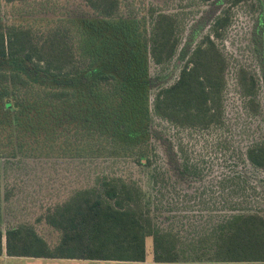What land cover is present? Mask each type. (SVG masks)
<instances>
[{
	"label": "rangeland",
	"instance_id": "374dc122",
	"mask_svg": "<svg viewBox=\"0 0 264 264\" xmlns=\"http://www.w3.org/2000/svg\"><path fill=\"white\" fill-rule=\"evenodd\" d=\"M117 1L115 15L105 18L83 0H0L1 27L29 29L39 46L40 36L49 39L63 28L61 36L88 66L77 77L52 78L22 58H0V71H17L29 83L0 86V121L2 114H14L2 109L4 100L33 119V127L18 130L12 117L13 125L0 123L2 233L28 225L54 245L59 234L44 222L46 211L93 186L97 176L135 182L159 227L184 245L204 238L224 217H264V170L246 157L249 147L264 143V0ZM159 14L168 16L177 41L164 65L153 63L145 40ZM220 16L226 25L213 36ZM206 35L225 58L224 84L214 103L220 116L210 126L177 127L153 113L154 97L177 80ZM99 72L113 78L99 82ZM59 89L70 95L56 102L42 97ZM140 156L148 163L138 164ZM145 251L142 263H95L151 264V237ZM66 263L0 256V264Z\"/></svg>",
	"mask_w": 264,
	"mask_h": 264
},
{
	"label": "trees",
	"instance_id": "16d2710c",
	"mask_svg": "<svg viewBox=\"0 0 264 264\" xmlns=\"http://www.w3.org/2000/svg\"><path fill=\"white\" fill-rule=\"evenodd\" d=\"M83 1L105 18L114 16L118 5L117 0ZM225 21L222 16L215 19L213 36H218ZM63 33L65 29L58 28L49 39L40 36L39 46L40 40H34L29 29L0 26V58H22L34 71L52 78L77 77L88 66L76 56L71 42L61 36ZM173 34L168 16L159 14L151 27V38H145L155 65L167 64L175 53L177 41ZM224 66L223 54L206 35L191 51L177 80L157 91L153 113L177 127H206L218 121L220 110L214 103L222 92ZM112 78L96 74L99 82ZM73 82L67 79V85ZM4 84L21 88L29 85L17 71H0V86ZM68 95V89H59L46 90L42 97L56 102ZM18 107L3 101L2 109L14 114H2L5 122L0 121L1 126H11L14 120L17 130L24 124L33 127V119ZM246 157L253 166L264 170V143L249 147ZM147 163L146 157H139L138 164ZM43 220L59 234L54 245L50 246L32 226L21 225L4 233L0 229V256L140 263L146 258L145 238L151 237L155 263L264 262V217L259 213L224 217L204 238L184 245L178 235L159 227L146 193L135 182L120 177H95L93 186L49 208Z\"/></svg>",
	"mask_w": 264,
	"mask_h": 264
},
{
	"label": "crops",
	"instance_id": "0c3cea01",
	"mask_svg": "<svg viewBox=\"0 0 264 264\" xmlns=\"http://www.w3.org/2000/svg\"><path fill=\"white\" fill-rule=\"evenodd\" d=\"M96 261L88 260H70V263L66 264H97ZM142 263V262H140ZM151 264H264V262H235V263H155L152 259Z\"/></svg>",
	"mask_w": 264,
	"mask_h": 264
}]
</instances>
